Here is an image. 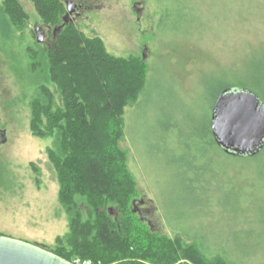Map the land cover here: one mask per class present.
I'll return each mask as SVG.
<instances>
[{
	"label": "rangeland",
	"instance_id": "rangeland-1",
	"mask_svg": "<svg viewBox=\"0 0 264 264\" xmlns=\"http://www.w3.org/2000/svg\"><path fill=\"white\" fill-rule=\"evenodd\" d=\"M19 1L27 25L6 33L0 24V233L50 249L67 233L68 218L47 153L53 137L30 129L38 93L30 67L31 51L47 46L56 26L45 25L30 0ZM87 1L90 8L74 23L100 37L110 54L140 56L148 66L145 91L127 106L120 141L136 198L148 203L143 219L205 251L225 248L238 264H264V165L204 152L200 137L190 134L194 123H208L219 90L264 82V0ZM36 26L49 30L46 42L36 43ZM236 225L252 230L254 256L239 252Z\"/></svg>",
	"mask_w": 264,
	"mask_h": 264
},
{
	"label": "trees",
	"instance_id": "trees-1",
	"mask_svg": "<svg viewBox=\"0 0 264 264\" xmlns=\"http://www.w3.org/2000/svg\"><path fill=\"white\" fill-rule=\"evenodd\" d=\"M30 1L45 25L63 24V0ZM28 18L19 0L0 1V24L6 33L12 27L23 29ZM31 60L38 93L31 102L30 129L37 137H53L47 153L57 173L58 199L68 218L67 233L55 238L51 251L72 262L80 259L92 264L240 262L238 255L233 258L225 248L222 252L205 251L201 244L183 236L172 238L154 231L133 209L137 182L120 141L126 133V108L137 103L145 91L148 66L142 57L114 56L100 37H89L69 22L57 30L50 47L38 44L31 51ZM226 87H246L264 101V82ZM190 134L200 137L204 152L218 151L264 165V148L250 157L223 152L213 138L211 116L202 127L194 123ZM36 182L40 184V179ZM234 231L232 238L239 252L247 258L254 256L252 230L240 225ZM240 236L247 238L241 241Z\"/></svg>",
	"mask_w": 264,
	"mask_h": 264
},
{
	"label": "water",
	"instance_id": "water-1",
	"mask_svg": "<svg viewBox=\"0 0 264 264\" xmlns=\"http://www.w3.org/2000/svg\"><path fill=\"white\" fill-rule=\"evenodd\" d=\"M61 30L69 23L75 3L66 1ZM40 27L36 28L38 31ZM44 38L39 36L38 42ZM211 130L218 147L238 157L255 156L264 148V101L246 87H226L217 96L211 112ZM0 264H75L48 247L0 234Z\"/></svg>",
	"mask_w": 264,
	"mask_h": 264
},
{
	"label": "flooded vegetation",
	"instance_id": "flooded-vegetation-1",
	"mask_svg": "<svg viewBox=\"0 0 264 264\" xmlns=\"http://www.w3.org/2000/svg\"><path fill=\"white\" fill-rule=\"evenodd\" d=\"M75 3V11L70 15L71 17L69 18L70 22H75V19L78 18L84 11H86L88 8H90L88 1L87 0H72ZM136 7V6H134ZM40 27V29L38 31H36V28ZM49 29V28H48ZM53 36L52 39L55 37L54 35V31L52 32ZM34 35L37 38H39V36H42L44 38L43 42H46L48 37H49V30L45 31L43 26H36L34 29ZM48 46H51V42L49 41ZM132 206L134 211L140 215L141 217H143L145 212L150 211L148 208V203L146 202V200L144 198H135L132 201Z\"/></svg>",
	"mask_w": 264,
	"mask_h": 264
},
{
	"label": "built area",
	"instance_id": "built-area-1",
	"mask_svg": "<svg viewBox=\"0 0 264 264\" xmlns=\"http://www.w3.org/2000/svg\"><path fill=\"white\" fill-rule=\"evenodd\" d=\"M75 264H92L89 261H81L80 259H76L75 261H73Z\"/></svg>",
	"mask_w": 264,
	"mask_h": 264
}]
</instances>
